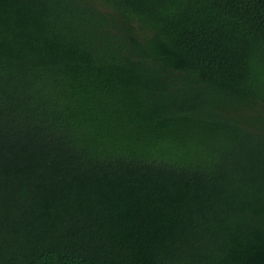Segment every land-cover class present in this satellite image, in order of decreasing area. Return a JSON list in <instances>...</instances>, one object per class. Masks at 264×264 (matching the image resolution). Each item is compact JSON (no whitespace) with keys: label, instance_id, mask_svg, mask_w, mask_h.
I'll return each instance as SVG.
<instances>
[{"label":"trees","instance_id":"16d2710c","mask_svg":"<svg viewBox=\"0 0 264 264\" xmlns=\"http://www.w3.org/2000/svg\"><path fill=\"white\" fill-rule=\"evenodd\" d=\"M0 264H264V0H0Z\"/></svg>","mask_w":264,"mask_h":264},{"label":"rangeland","instance_id":"374dc122","mask_svg":"<svg viewBox=\"0 0 264 264\" xmlns=\"http://www.w3.org/2000/svg\"><path fill=\"white\" fill-rule=\"evenodd\" d=\"M100 6L103 7V8H105V9H107V10L109 9V7H107V6H106L105 4H103V3H100Z\"/></svg>","mask_w":264,"mask_h":264}]
</instances>
